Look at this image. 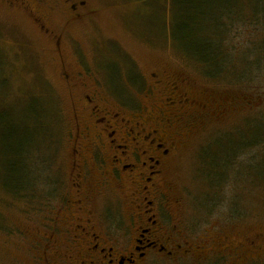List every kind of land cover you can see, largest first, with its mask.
Returning a JSON list of instances; mask_svg holds the SVG:
<instances>
[{"label": "rangeland", "instance_id": "rangeland-1", "mask_svg": "<svg viewBox=\"0 0 264 264\" xmlns=\"http://www.w3.org/2000/svg\"><path fill=\"white\" fill-rule=\"evenodd\" d=\"M25 1L24 9L0 0V264H42L43 226L69 195L74 116L64 73H80L87 86L108 90L110 105L125 114L163 108L179 144L165 166L170 197L179 201L172 210L193 241L224 231L238 243L235 264H264V174L252 179L243 167L234 171L237 164L229 169L224 163L226 172L219 164L220 156L230 159L233 143L240 142L235 133L247 131L251 117L258 118L251 121L257 127L245 134L264 138V62L259 59L260 69L252 68L248 85L230 74L227 81L211 78L185 54L193 49L188 32L196 8L213 1L216 15L229 14L233 0H77L82 2L77 12L63 0ZM237 1L245 18L228 21L225 40L235 54L264 36L248 17H264V0ZM173 84L188 96V104L167 105ZM35 112L53 120L54 136L31 158L42 159L33 164L34 190L22 198L10 196L5 191L13 181L8 147L26 144L23 138L33 134L28 117ZM246 159L241 151L235 163L247 165ZM100 200L108 214L129 210L113 192Z\"/></svg>", "mask_w": 264, "mask_h": 264}, {"label": "flooded vegetation", "instance_id": "flooded-vegetation-1", "mask_svg": "<svg viewBox=\"0 0 264 264\" xmlns=\"http://www.w3.org/2000/svg\"><path fill=\"white\" fill-rule=\"evenodd\" d=\"M7 1L27 8L25 0ZM63 1L71 12L82 6ZM63 76L72 91L74 116L67 157L70 190L64 206L43 226L42 264H225L228 259L235 264V240L212 231L193 241L172 210L179 201L170 197L165 166L179 144L169 130L170 115L160 107L125 114L110 105L108 90L87 86L85 75ZM177 88L173 84L167 105L189 103ZM108 192L129 210L106 213L98 201Z\"/></svg>", "mask_w": 264, "mask_h": 264}, {"label": "trees", "instance_id": "trees-1", "mask_svg": "<svg viewBox=\"0 0 264 264\" xmlns=\"http://www.w3.org/2000/svg\"><path fill=\"white\" fill-rule=\"evenodd\" d=\"M213 4L214 2L212 1L211 4L209 3L206 9L202 10L201 7H198L200 10L196 8L198 11V14H196L197 18L193 20L194 24L192 25L191 30L188 32V40L190 44H192L193 49L191 52L185 51V54L195 61L204 72L205 69H207L208 71L205 73L211 78L222 76L227 81V76L230 74L231 79L232 76H234L236 80L239 79L242 82L248 81V85H250L251 82L249 79L253 78L250 76L252 75V68L257 66L256 69L258 70L261 67V61L262 63L264 62V36L257 41H253V46L249 45L246 48L241 47L236 52L237 54L231 53V50L234 49L228 48V44L226 46L227 42H225L228 34L227 32H230L228 30L230 28L228 21L232 23H235L236 21L240 22V20H243L242 16L245 18V14L243 13L244 11L241 7L239 8L236 6L237 4L241 6L238 1L233 0L235 10H232L229 14H220L218 12V15H216V13L213 11ZM196 5H199L198 2ZM248 17L255 23L254 25H260L264 30L263 14L257 13ZM258 36H260V34ZM237 66H240V72L238 73L236 72ZM29 116V124L27 126L31 125V128L28 130H32L33 134H30V137L23 138L26 144L20 143L18 146L14 144L9 145L8 147V152L11 157L7 161V163H9L8 174L13 175V181L10 182V184H5V191L10 196L20 194V198L25 196L28 191H33L36 185L33 181L36 177L35 174H33L35 169L32 170V168L34 162L36 163L37 161L38 164H41L42 159L40 157V160L34 161L31 158L34 157L35 154L42 152V150H40L42 149V146L47 141L49 142L52 140L51 138L54 136V134L52 135L53 131L51 128L53 120L51 121L48 115L42 116V113L39 114L35 112L30 113ZM251 121H258V118L251 117L246 121V123H250L249 127H247L249 130L255 129L257 127L254 124L251 125ZM1 122L2 119L0 120V124ZM248 129L247 131H249ZM247 131L235 133L237 136L236 141H240L239 144L236 145L233 143V151L231 152L232 154H230V159L225 162L224 160H221L222 156H220L219 164H221L225 172L227 170L225 168L226 164L230 165L229 169L232 168V164L234 166L237 164L234 171H241L243 167V172L250 175L252 179H255V173L264 174V138L262 139L258 135H255L256 133L245 134ZM229 135L235 137L233 132H231ZM29 139L30 141L27 142ZM26 145L28 146L25 147ZM208 148L210 150L209 146ZM241 151L246 152L248 155V159H246V161H248L247 165H244L241 162L235 163ZM40 155H42V153ZM20 157L21 159L23 158V161H19ZM20 170H23V173L25 174L24 177H19L18 173Z\"/></svg>", "mask_w": 264, "mask_h": 264}]
</instances>
